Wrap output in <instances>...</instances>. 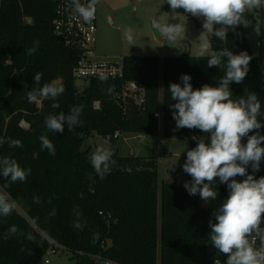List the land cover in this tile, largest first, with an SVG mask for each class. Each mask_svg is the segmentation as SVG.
<instances>
[{
	"label": "trees",
	"instance_id": "16d2710c",
	"mask_svg": "<svg viewBox=\"0 0 264 264\" xmlns=\"http://www.w3.org/2000/svg\"><path fill=\"white\" fill-rule=\"evenodd\" d=\"M165 9L173 13L168 4ZM54 14L53 0H2L0 5V139L20 140L23 145L3 143L0 157L15 159L21 168L31 170L23 182L13 183L0 175V193L16 205L11 215L0 216V264H36L53 243L72 252L77 264H94L96 256L114 264H214L216 259L226 264L227 257L211 244L209 221L216 223L213 213L229 196L227 184L221 183L217 199L203 207L178 182L162 183L154 160L114 151L120 134L157 135L156 113L163 115L166 124L175 121L169 104L177 101L171 100L168 89L172 83L182 86V75L191 77L194 90L205 84L218 86L226 58L221 68H209L208 56H124L122 77L92 78L79 91L73 76L79 53L54 34ZM243 18L249 25L229 30L226 41L211 34V48L252 57L244 81L231 82L229 87L233 100L257 96L258 120L264 125V49L253 53L247 35L256 19L248 12ZM35 42L37 50L29 55L27 49ZM38 72L43 74L41 86L56 81L64 87L56 101L28 102L27 92L37 87L34 75ZM130 81L146 87L141 106L126 108L116 97ZM54 102L59 108H52ZM79 106H83L79 126L71 131L65 127L63 134L46 129L45 117ZM171 128L175 130L176 125ZM176 131L194 147L207 135L199 129ZM255 131L264 135V127L249 135ZM91 133L111 142L113 156L103 179L91 164L89 150H83ZM42 134L55 145V155L41 149ZM246 142L247 137L242 138ZM246 171L257 179L264 176V158L259 171L253 173L251 163ZM76 223L81 227H75ZM12 225L16 234H9Z\"/></svg>",
	"mask_w": 264,
	"mask_h": 264
},
{
	"label": "clouds",
	"instance_id": "9594fccd",
	"mask_svg": "<svg viewBox=\"0 0 264 264\" xmlns=\"http://www.w3.org/2000/svg\"><path fill=\"white\" fill-rule=\"evenodd\" d=\"M173 15L176 10L194 17H203V32L198 37V55L205 56L209 68L219 66L222 58H226L225 74L218 86L203 85L193 89L191 77L184 74L180 77L181 84L172 83L168 91L171 100L169 104L174 109L172 118L176 121V129H199L207 134L197 141V146L187 151L183 171L190 177L183 187L189 195L199 194L200 198L208 202L217 199L214 190L216 178L219 183L227 184L228 198L215 209L213 215L216 223L209 221L212 229L211 244L227 257L226 264H264V176L255 178L254 174H247L246 166L251 163L253 173L259 171L260 162L264 158V135L259 131L249 135L253 130H259L264 125L258 120L261 104L254 94L246 99L241 97L233 100L230 83H242L249 71L252 57L246 52L233 53L228 48L220 51H209L210 42L206 33H211L221 40H227L229 30L233 32L239 25L247 27L249 23L243 18L246 10L260 7L262 0H166ZM97 0H88L86 4L81 0H71V11L83 21L90 23L95 18ZM220 27H215V26ZM152 27L159 35L169 42L183 39L186 28L181 23H160L153 20ZM125 38L129 43L133 41L132 30L125 31ZM172 44V43H169ZM173 45V44H172ZM38 47V42L27 49L32 55ZM42 73L34 75L35 85L27 92L29 103L40 105L43 100L56 101L65 91L56 81L40 85ZM106 77L101 76V80ZM52 108H59L53 103ZM83 106L73 107L69 112H56L45 117V127L48 131L63 134L65 127L71 131L81 124ZM247 142L242 143V138ZM41 149H46L50 155H55V145L42 134L39 137ZM7 142L9 147H22V142L16 139H0V145ZM113 156L110 149L97 147L91 156V164L99 177L103 179L109 171V162ZM30 169H23L15 159L0 157V175L15 183L23 182L30 175ZM236 176L246 178L242 182L234 179ZM35 202H39L36 198ZM15 202L6 194L0 193V216H9L15 209ZM79 228V223L75 224ZM15 225L10 226L9 234H16ZM261 247H255L257 239ZM218 264V262H217Z\"/></svg>",
	"mask_w": 264,
	"mask_h": 264
},
{
	"label": "rangeland",
	"instance_id": "374dc122",
	"mask_svg": "<svg viewBox=\"0 0 264 264\" xmlns=\"http://www.w3.org/2000/svg\"><path fill=\"white\" fill-rule=\"evenodd\" d=\"M166 4V0H97V54L103 59L114 62H120L124 56L129 55L164 57L174 52L169 47L171 45L182 49L184 47L185 54L199 56L198 37L204 31L202 28L204 18L194 17L186 13H175L174 16L173 13L166 11ZM245 12L252 13L256 19L254 28L247 35V41L253 53L258 55L261 47L264 49V27L261 29V22L264 20V0H262L260 7L249 9ZM153 20H157L160 23L183 24L186 28L184 38L169 42L166 37L159 35L153 29ZM127 29L132 30V43H129L125 38ZM205 35L211 45V33H206ZM209 51H212V48ZM88 85L89 81L76 79V86L79 91H83ZM130 105L134 104L127 102L126 108ZM23 125L27 127L26 123H23ZM162 126V114H160L157 135L120 134L115 138L114 151L119 155L130 154L147 160H154L162 183L178 182L183 187L186 181L191 180V177L183 171V164L186 160L187 151L195 147L188 140L165 139ZM97 147L110 149L111 142L97 133H91L84 142L83 150H89L92 155ZM220 184L218 178H216L215 191H217ZM195 196H197V201H199L201 206H207L208 202L203 201L199 194ZM77 262V257L72 252L60 248L57 253L49 254L46 252L36 264H77ZM101 264L114 263L102 262Z\"/></svg>",
	"mask_w": 264,
	"mask_h": 264
},
{
	"label": "built area",
	"instance_id": "2783aa9c",
	"mask_svg": "<svg viewBox=\"0 0 264 264\" xmlns=\"http://www.w3.org/2000/svg\"><path fill=\"white\" fill-rule=\"evenodd\" d=\"M55 3V14L52 19V28L54 34L61 39L64 44L79 53V60L73 69V76L76 79L89 80L92 78H120L124 72L123 58L120 62H114L103 59L96 51V34H97V4L95 18L90 22L83 21L82 18L74 16L71 11V0H53ZM88 0H81L86 4ZM116 97L121 99L125 104L130 102L136 106H141L146 100V87L144 84L130 81L123 85L121 93ZM100 103L95 102V108H99ZM160 118V113L155 114ZM264 231L263 228H261ZM255 247H261L258 238ZM65 249L57 243L48 249V253H57L59 249ZM215 248V247H214ZM94 264H101L103 261L100 257H95ZM222 264L219 259L214 264ZM111 263V262H109Z\"/></svg>",
	"mask_w": 264,
	"mask_h": 264
},
{
	"label": "crops",
	"instance_id": "0c3cea01",
	"mask_svg": "<svg viewBox=\"0 0 264 264\" xmlns=\"http://www.w3.org/2000/svg\"><path fill=\"white\" fill-rule=\"evenodd\" d=\"M184 53V47H183V51L182 54ZM169 55H176L175 52L173 53H169ZM168 56V55H166ZM165 57V56H164ZM161 114V113H160ZM162 122H163V126H162V130H163V137H165V139L167 140H184L180 138V135L178 133V131L174 130L173 128H171L172 126L176 125V121H169L167 124L163 121V115H162ZM169 128V130H168ZM159 131V128H158ZM137 156V155H135ZM260 245H261V241H260Z\"/></svg>",
	"mask_w": 264,
	"mask_h": 264
},
{
	"label": "water",
	"instance_id": "95a60500",
	"mask_svg": "<svg viewBox=\"0 0 264 264\" xmlns=\"http://www.w3.org/2000/svg\"><path fill=\"white\" fill-rule=\"evenodd\" d=\"M169 47L176 53V55L182 54V51H183L182 48L177 47V46H171V45ZM234 179H236L238 182H242V176H236ZM192 197L195 201H197V199H198L197 196L192 195ZM218 253H220V252H218Z\"/></svg>",
	"mask_w": 264,
	"mask_h": 264
}]
</instances>
